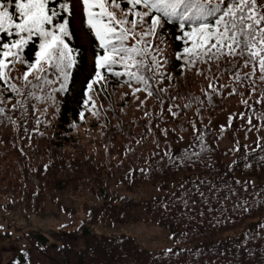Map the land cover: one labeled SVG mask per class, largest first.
<instances>
[{
    "label": "trees",
    "instance_id": "1",
    "mask_svg": "<svg viewBox=\"0 0 264 264\" xmlns=\"http://www.w3.org/2000/svg\"><path fill=\"white\" fill-rule=\"evenodd\" d=\"M71 8L68 43L76 64L65 90L55 94L56 105L49 102L40 104V110L11 111L19 98L15 97L7 102L6 115H0V196L7 198L4 207L38 213L45 210L48 199L56 202L60 195L106 194L118 183L129 189L156 186L161 195L151 199L136 202L130 196L112 197L101 206L86 205L83 214L90 219L100 217L105 225L152 220L169 230L176 246L171 252L149 251L130 236L98 235L87 226L81 232L28 228L24 248L13 257L14 264H264V184L251 182L264 172V146L253 149L239 139L248 127L244 126L247 118L234 117L232 127H227L230 114L244 111L242 97L229 96L226 89L223 98L214 96L213 106H209L201 91L207 90L209 80L197 76L194 69L186 72L185 79L180 75V62L172 56V84L176 86L164 84L168 95L163 96L162 118L155 96L141 107L139 101L145 99V93H137L139 100L135 99L127 84L121 83L124 78L117 80L105 69L101 75L106 79L95 83L88 93L96 104L93 111L99 112L92 115L88 110L92 101L84 104L85 92L87 82L95 76L96 56L103 55V50L85 23L81 0H71ZM166 30L169 51L180 50L181 42L174 40L176 27L168 25ZM35 50L34 44L26 49L29 59H34ZM25 70L26 66L17 63L12 75L20 76ZM115 70L122 69L116 66ZM49 78L55 77L50 74ZM229 82V74L224 73L219 83ZM15 83L22 85L20 80ZM52 87L58 88L59 83ZM243 91V98H248ZM177 93L183 98L171 100ZM189 94L204 103L184 108ZM5 96L14 94L7 91ZM256 99L252 96L249 104ZM168 104L179 105L173 108L177 117L167 111ZM231 107L223 121L214 120L216 114ZM192 123L206 133L211 151L183 163L176 158L200 151L199 133L194 132ZM221 125L225 126L223 134ZM165 128L167 136L160 131ZM252 132L256 131L247 134ZM172 144L177 148H171ZM245 163L251 167L246 168ZM138 208L144 211V218L137 215Z\"/></svg>",
    "mask_w": 264,
    "mask_h": 264
},
{
    "label": "snow or ice",
    "instance_id": "2",
    "mask_svg": "<svg viewBox=\"0 0 264 264\" xmlns=\"http://www.w3.org/2000/svg\"><path fill=\"white\" fill-rule=\"evenodd\" d=\"M81 3L85 23L103 50V55L96 56L95 76L87 82L85 92L84 104L92 101L88 109L92 115L98 116L99 112L93 111L96 104L88 93L95 83L106 79L101 75V69H105L117 80L124 78L121 83L127 84L135 99L139 100L137 93H145V99L139 101L141 107L149 97L155 96L162 118L163 96L168 95L164 84L176 86L172 84L175 78L170 68V58L174 56L180 62L182 77L186 79V72L194 69L197 76L209 80L207 90L201 89L209 106H213L214 96L223 98L226 89L229 96L242 97L244 111L228 116V128L237 117L247 118L245 138L247 132L264 130V0H81ZM71 16V0H0V34H3L0 35V83L4 85L0 89V115H6V104L15 97L19 98L11 111L19 109L23 113L28 107L40 110V104L49 102L56 105L55 94L65 90L76 64L74 49L68 43ZM168 25L177 29L174 40L181 42L180 50L169 51ZM32 44L36 50L34 59H29L26 49ZM17 63L26 66V70L20 76H13ZM116 66L122 70H115ZM33 73L36 75L29 79ZM224 73L229 74L230 82L220 84ZM50 74L55 78L50 79ZM16 80L22 81V85L18 86ZM56 83L59 87H52ZM242 89L247 91L248 98H243ZM7 91L14 96L6 97ZM252 96L257 99L249 104ZM178 98L183 97L179 93L170 96L173 101ZM187 100L184 108L204 103L191 94ZM174 107L179 105L168 104L167 111L177 117ZM46 111L47 108L43 109ZM148 115L145 111V116ZM80 116L83 119L84 113ZM253 119L258 123L253 124ZM192 128L199 133L196 140L200 142V151L185 152L176 158L183 163L193 158L198 160L203 153L211 151L205 141L206 133L197 129L195 123ZM147 131L151 132L152 128L148 127ZM160 131L167 136L168 129ZM224 131L225 126L221 125V134ZM169 159L176 162L171 156ZM245 167L251 165L245 163Z\"/></svg>",
    "mask_w": 264,
    "mask_h": 264
},
{
    "label": "rangeland",
    "instance_id": "3",
    "mask_svg": "<svg viewBox=\"0 0 264 264\" xmlns=\"http://www.w3.org/2000/svg\"><path fill=\"white\" fill-rule=\"evenodd\" d=\"M231 111L232 107L231 110L216 114L214 120H224ZM239 139L253 149L264 146V133L261 131L247 134V138H245V131H242ZM171 148L176 149L177 145L172 144ZM251 182L264 184V172L256 174ZM158 195H161V190L156 186L129 189L118 183L111 186L106 194L96 195L85 192L78 196L60 195L56 197V202L48 199L44 204L45 210L38 213H27L15 207L5 208L7 198L0 196V264H14L13 257L24 248V233L28 228L81 232L87 226L98 235L130 236L141 248L149 251L171 249L176 246L171 233L167 228L158 226L152 220L142 219L123 225H105L102 218L90 219L88 215L83 214L86 205L101 206L105 200L112 197L130 196L136 202H141ZM65 208L75 211V215L73 212L63 210ZM137 213L139 217L144 218L145 213L141 208H138Z\"/></svg>",
    "mask_w": 264,
    "mask_h": 264
}]
</instances>
